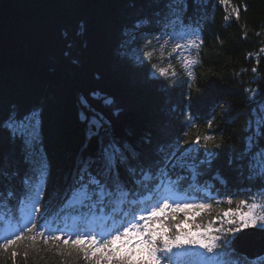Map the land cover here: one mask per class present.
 Instances as JSON below:
<instances>
[{"label":"snow or ice","instance_id":"obj_1","mask_svg":"<svg viewBox=\"0 0 264 264\" xmlns=\"http://www.w3.org/2000/svg\"><path fill=\"white\" fill-rule=\"evenodd\" d=\"M202 4L203 0H120L115 5V29L107 19L89 20L81 31L65 32L59 55L44 57L66 86L70 78L83 89L79 119L84 135L58 193L64 202L86 210L74 230L47 226L40 230L35 214L42 212L51 175L47 153L42 152L44 110L7 102L0 91V199L23 201L27 216L26 223L10 224L7 234L0 235V264H17L19 259L28 264L29 257L48 260L42 253L50 254L51 264H176L180 254L198 255L200 264H233L234 242L248 231L264 233V75L256 79L264 48L256 53L257 66L251 68L249 84L258 86L242 92L250 107L240 147L225 149L222 136L217 142L216 135L198 131L195 115L218 83L206 82L195 100L185 92L198 81L197 69L202 65L203 29L196 19ZM218 4L226 9V23L238 22L241 11L248 8L232 0ZM85 38L90 43L82 44ZM153 40L161 57L170 43L168 55L173 59L174 53L188 50L180 58L183 74L171 62L152 65L155 71L149 73L144 58H153ZM94 71L99 75L93 78ZM157 75L163 79H155ZM101 83L120 87L126 97L152 86L186 98L181 100L180 117L171 124L175 133L170 135L167 127H150L133 102L121 107L109 98L112 93L100 96ZM205 123L213 129L215 121ZM205 177L225 185L231 177L246 196L236 200L229 193L226 204L235 209L223 211L220 226L213 227L209 219L193 231L182 227L187 220L177 216L211 213L212 203L204 201L212 200V189L201 187ZM18 187L22 195H17ZM145 193L147 199H140ZM193 196L196 200L189 199ZM108 211L117 212L111 221L100 215ZM197 248L203 252L195 253Z\"/></svg>","mask_w":264,"mask_h":264},{"label":"trees","instance_id":"obj_2","mask_svg":"<svg viewBox=\"0 0 264 264\" xmlns=\"http://www.w3.org/2000/svg\"><path fill=\"white\" fill-rule=\"evenodd\" d=\"M119 2L120 0H2L0 3V91L4 92L7 102L24 107L38 105L44 110L42 152L47 153L51 175L47 180L48 194L42 201V212L35 214L41 231L44 226L53 229L59 227L65 231L74 230V226L81 221V215L86 214V210L71 202H64V197L58 194L66 184L73 156L84 135L79 119V98L83 95V89L77 85V81L70 78L66 86L64 78L53 71L54 65L46 62L44 57L49 54L59 55V41L65 37V32L81 31L80 26L89 20L103 22L107 19L115 29V16L118 11L115 5ZM232 3L246 4L247 12L241 11L238 22L233 19L226 23L223 19L226 9L218 4V0H203L199 12L196 13L199 28L203 29L201 35L204 45L199 57L202 65L197 69L198 81L192 84L190 90L185 89L195 100L205 90L206 82L215 80L218 83L219 88L214 91L210 100L198 106L195 115L200 125L198 131L201 134L216 135L217 142H220L222 136L225 149L228 145L240 147L242 130L248 120L247 110L250 107L242 92L244 88L258 86L257 83L249 84L253 79L251 68L257 66L256 53L264 48V0H232ZM189 14H192L191 9ZM245 32L248 34L247 39L242 38ZM84 42L90 43L86 38L81 41L82 44ZM153 45V58L150 61L144 58L150 74L155 71L152 65L166 66L168 62L173 63L177 72L183 74L180 67L181 54L187 56L189 52L187 55L184 51L174 53L173 59L168 55L172 47L170 43L161 57L159 44L153 40ZM249 52L253 54L252 58L247 56ZM261 61L256 74L257 80L264 75V57H261ZM236 73L240 75L237 76ZM96 75L99 73L94 71L93 78ZM181 78L182 75L177 80ZM155 79L163 78L157 75ZM100 88L104 89L102 92L97 89L100 96L112 93L109 98L121 107H126L129 102L135 103L139 113L151 122L150 127L161 130L167 127L170 135L175 133L171 124L180 117L181 100L186 99L178 93L169 95L164 89L149 86L132 97H126L125 91L118 86L101 83ZM183 107L187 108V102ZM208 119H214L213 129H207L205 122ZM195 131L193 130V134ZM16 183L19 185L18 180ZM205 184L212 189V200L204 201L212 203L211 213H201L200 216L189 214L187 217L180 213L177 219L187 220L182 227L196 229V224L206 225L209 219L220 224L223 211L228 207L235 209V205L226 204L228 194L231 193V198L236 200L246 196L245 189L237 188L231 177L227 185L205 177L201 181V187ZM17 195H22L19 187ZM147 197L148 193H145L140 199ZM9 199H0V235L7 234L10 224L27 222L23 201L11 199L9 202ZM189 199L196 200V197ZM121 211L117 209V212ZM117 212L108 211L100 215L111 221ZM41 255L49 259L34 261L29 257L28 264H51L50 254ZM232 259L233 264H264V254L247 259L235 253ZM17 264H23V260L19 259ZM176 264L186 263L176 259Z\"/></svg>","mask_w":264,"mask_h":264},{"label":"water","instance_id":"obj_3","mask_svg":"<svg viewBox=\"0 0 264 264\" xmlns=\"http://www.w3.org/2000/svg\"><path fill=\"white\" fill-rule=\"evenodd\" d=\"M234 248L235 253L243 255L247 259L259 257L264 254V233L260 231H248L241 239L234 242Z\"/></svg>","mask_w":264,"mask_h":264},{"label":"rangeland","instance_id":"obj_4","mask_svg":"<svg viewBox=\"0 0 264 264\" xmlns=\"http://www.w3.org/2000/svg\"><path fill=\"white\" fill-rule=\"evenodd\" d=\"M183 51L187 55L188 50H183ZM221 220H222V218H221ZM219 226H220V224L217 223V222L213 224V227H219ZM186 228H188V227H186ZM192 230L195 231L196 229L192 228ZM174 251H177L178 253H183V250H174ZM194 252L195 253H199V252H203V250L197 248V249H194ZM176 259L181 261V262L183 260V262H185L186 264H200V262L202 260V257H200L198 255H195V254H180V255L177 256Z\"/></svg>","mask_w":264,"mask_h":264}]
</instances>
